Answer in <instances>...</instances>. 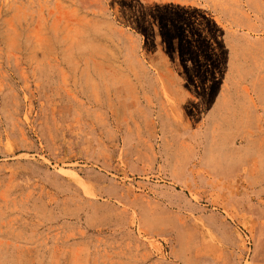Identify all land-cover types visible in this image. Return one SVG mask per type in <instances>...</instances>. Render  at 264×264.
<instances>
[{
	"label": "rangeland",
	"instance_id": "rangeland-1",
	"mask_svg": "<svg viewBox=\"0 0 264 264\" xmlns=\"http://www.w3.org/2000/svg\"><path fill=\"white\" fill-rule=\"evenodd\" d=\"M259 77L264 0H0V264H264Z\"/></svg>",
	"mask_w": 264,
	"mask_h": 264
},
{
	"label": "crops",
	"instance_id": "crops-1",
	"mask_svg": "<svg viewBox=\"0 0 264 264\" xmlns=\"http://www.w3.org/2000/svg\"><path fill=\"white\" fill-rule=\"evenodd\" d=\"M262 77H259L257 79L256 82H245L243 83L241 80L237 79L236 81H231V83L235 84L236 88L240 89V90H246L244 92L247 93L248 97L251 98V101L254 102H258V106L259 108L262 109L263 113H264V100H262V91L264 90V87L261 86L262 84ZM224 89V87H223ZM230 91H232L231 89H229ZM250 93V94H249ZM259 108H255V110H258ZM258 148V144H256V142L254 144H248L245 145L244 147H242L241 150H238L237 155H235L236 157H232L231 158V165L230 167L232 168V171H235L237 169V165H239V160L244 164V163H251L252 158H254L255 153H259V151H257ZM259 154H257L259 156ZM262 156V158H260V161L263 163L264 162V154L260 155ZM259 156V157H260ZM258 157V158H259ZM170 160V159H169ZM168 160V161H169ZM174 163L173 165L175 166H171L170 164ZM170 163H167V177L175 182L176 185H180V186H195L196 184H198V182H200L201 180H205L206 178V164L204 161H202L203 164L202 168L204 169L203 172L201 173H191L189 172L188 174L185 172L186 169V165H184V162L181 164L180 161L173 159L171 160ZM253 163V161H252ZM177 164L182 165V169H178L179 167L176 166ZM201 167V166H200ZM178 169V170H177ZM264 169V167H263ZM216 175V174H215ZM260 175H264V170L261 171ZM217 178V175L215 176ZM258 178V176H256ZM168 187H166V189L164 190V192H168ZM155 199L152 197H143L141 199V203H136L135 207H137L140 210V213L143 214L144 212H149L152 215H157V209L159 208L160 205H157L154 203ZM178 224H180V222H177ZM157 227H163L162 225H156ZM172 226V225H171ZM155 227V226H154ZM167 227H169L167 225ZM196 258V257H195Z\"/></svg>",
	"mask_w": 264,
	"mask_h": 264
}]
</instances>
